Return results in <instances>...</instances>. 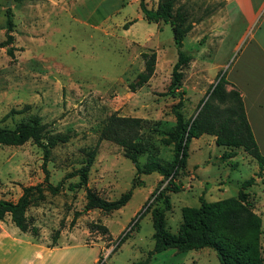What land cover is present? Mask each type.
Masks as SVG:
<instances>
[{
    "label": "rangeland",
    "instance_id": "rangeland-1",
    "mask_svg": "<svg viewBox=\"0 0 264 264\" xmlns=\"http://www.w3.org/2000/svg\"><path fill=\"white\" fill-rule=\"evenodd\" d=\"M75 1L0 0V43L6 40L8 9L14 26L12 43L0 48V126L13 128L37 115L48 130L70 135L67 143L51 151L45 163L49 183H61L60 191L52 194L46 190L45 199L27 211L36 234L20 232L9 216L0 221V264H92L98 246L103 250L97 264H219L211 249H168L149 257L154 244L150 210L163 207L156 196L168 180L158 173L137 175L123 149L99 141V135L111 114L140 118L141 140L153 145L163 161L173 160V147L165 143L163 132L175 124L174 107L181 100L179 110L185 120L197 113L217 75L226 72L227 67H217L224 52L213 45L207 47L202 33L186 35L183 50L192 60L182 70L180 89L169 94L177 59L169 25L145 44L134 43L133 36L142 38L155 30L154 24L135 20L140 14L138 5L125 4L109 18L100 12L87 18L83 6L73 7ZM219 1L177 0V4L184 6L190 21L198 23L218 8ZM132 21H136L132 27L126 25ZM7 48H12V55ZM150 51L156 52L154 74L132 91L130 84L144 68L141 53ZM96 145L87 187L109 201L132 188L128 203L113 212L84 211L85 190L72 187L78 177L70 174ZM187 151L186 168L174 176L179 191H166L171 204L165 213L169 232L177 233L184 207H198L201 196L208 202L236 198L240 185L250 177L255 182L245 192L263 228L264 173L257 177L255 160L241 149L216 146L209 135L193 139ZM228 152L234 156L223 157ZM145 160V155L139 157L140 164ZM43 164L41 148L31 141L21 146L0 145V199L16 202L23 187L42 183ZM94 224L105 226L108 234L92 230ZM66 243L68 248L63 247ZM28 244L59 249L36 259ZM260 247L264 262V236Z\"/></svg>",
    "mask_w": 264,
    "mask_h": 264
},
{
    "label": "trees",
    "instance_id": "trees-1",
    "mask_svg": "<svg viewBox=\"0 0 264 264\" xmlns=\"http://www.w3.org/2000/svg\"><path fill=\"white\" fill-rule=\"evenodd\" d=\"M143 19L148 23H163L169 25L173 42L177 49V59L172 67L171 82L168 93L175 95L181 87L183 68L192 60V56L183 50L186 35L193 27L189 15L183 5L177 0H158L155 8L148 9L143 1L139 3ZM6 40L0 43V48L12 43L13 23L10 9L7 12ZM129 22L126 25H131ZM127 29V26H125ZM12 55V48H7ZM144 68L134 83L130 84L132 91L142 87L152 77L156 65V52L141 53ZM229 83L225 73H219L201 101L197 113L185 120L180 112L181 100L174 107L175 124L164 131V141L173 147V160L163 161L155 152L153 145L141 140L143 120L134 117H123L117 114L109 115L102 126L99 141L105 140L118 145L123 153L135 166L136 174L158 173L168 180L167 186L161 191L156 189L152 195L163 202V207L151 209L154 245L149 257L168 249L178 252L195 251L204 248L215 252L219 264H264L260 247V237L264 236L261 219L254 213L253 204L248 200L245 190L255 182L254 177L242 182L236 198L208 202L202 196L198 207H184L182 221L176 234L170 233L166 226L165 213L171 204L166 191L178 192L174 184V176L186 168L187 146L193 139L203 135L213 136L216 146L231 149H241L255 160L260 174L264 173V155L261 154L248 123L240 94L234 89H228ZM69 134L53 133L48 130L37 115L18 122L13 128L0 126V145L21 146L28 141L41 148L43 152L44 181L42 183L22 188V193L16 202L0 199V221L9 216L11 223L22 233L36 234L37 230L29 222L27 211L30 207L39 205L45 199V191L57 194L62 184L52 186L49 183V172L45 168L51 151L59 144L67 143ZM98 146L89 150L84 156L81 166L70 174L78 177L74 189L84 188L86 203L84 211L98 209L113 212L124 207L132 197V188L116 200H106L87 187L90 168L97 155ZM146 156L143 164L139 157ZM233 153H223V157L232 158ZM161 186V185H159ZM151 207V206H149ZM92 230H100L108 234V229L100 224L92 225ZM126 235L119 239L121 244ZM56 241V236L53 239Z\"/></svg>",
    "mask_w": 264,
    "mask_h": 264
},
{
    "label": "crops",
    "instance_id": "crops-1",
    "mask_svg": "<svg viewBox=\"0 0 264 264\" xmlns=\"http://www.w3.org/2000/svg\"><path fill=\"white\" fill-rule=\"evenodd\" d=\"M141 1L148 9L155 8L158 2V0H76L73 7L83 6L87 18L99 12L103 13L105 18H109L113 13L121 11L125 4L134 3L139 7ZM135 20H144L141 10ZM152 24L155 30L150 29L142 38L133 36L132 41L145 44L155 33H160L165 25ZM200 33L207 47L213 45L215 49L224 52L221 55L224 60L217 67H227L225 75L229 83L228 89L234 88L240 94L254 139L259 151L264 155V0H220L218 8L207 13L201 22L193 23L187 36L190 34L197 36ZM110 235L112 237V234ZM69 246L66 243L63 247ZM58 247L45 250L28 244V249L35 253L36 259H42L46 253L52 254L59 249ZM102 250V246L97 247L92 264L98 263Z\"/></svg>",
    "mask_w": 264,
    "mask_h": 264
}]
</instances>
